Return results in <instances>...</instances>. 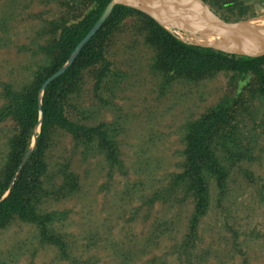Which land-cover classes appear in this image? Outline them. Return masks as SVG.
Masks as SVG:
<instances>
[{
	"label": "rangeland",
	"instance_id": "obj_1",
	"mask_svg": "<svg viewBox=\"0 0 264 264\" xmlns=\"http://www.w3.org/2000/svg\"><path fill=\"white\" fill-rule=\"evenodd\" d=\"M196 1L225 23L264 17V0H243L241 7ZM89 8L88 0H0V108L5 89L23 90L48 65L59 27ZM168 31L197 44L188 39L195 32ZM107 44L103 89L93 90L96 72L87 70L67 106L82 124L109 126L116 158L98 143L85 146L51 131L38 210L52 219L41 227L19 219L0 227V264H264L263 104L238 98L255 157L228 169L224 184L205 175L207 212L194 231L192 198L170 186L183 171L187 126L217 104H233L249 80L219 73L167 82L143 30L129 20ZM16 126L13 117L0 121V180ZM39 132L40 124L28 155Z\"/></svg>",
	"mask_w": 264,
	"mask_h": 264
},
{
	"label": "trees",
	"instance_id": "obj_2",
	"mask_svg": "<svg viewBox=\"0 0 264 264\" xmlns=\"http://www.w3.org/2000/svg\"><path fill=\"white\" fill-rule=\"evenodd\" d=\"M88 2L90 8L76 23L59 27L60 32L49 47L51 59L48 65L36 70L31 82L23 90H4L6 103L0 108V121L5 117H13L17 126L1 174L0 227L14 219L41 227L52 219L49 214L38 210L42 178L47 166L44 157L51 131H61L78 142H84L85 146L92 142L98 143L106 151L109 160L116 158L114 142L108 136L109 126H88L73 119L68 111L67 100L78 89L87 70L96 72L93 90L97 92L103 89L110 68L107 42L129 20L137 24V29L143 30L147 44L156 53L153 65L164 72L163 77L167 82L175 77L197 79L219 73L231 74V81L248 79L250 82L240 93H236L239 94L233 104L228 101L217 104L186 128L183 171L172 180L170 186L173 190L181 186L192 198L194 212L189 221L192 232L207 212L208 186L205 175L215 178L218 184H224L228 169L240 162L252 161L255 157L254 138L246 137L248 132H244L241 126L245 119L241 120L240 114L244 113L246 106L241 107L238 98L243 96L242 102L245 98H253L264 105V55L249 57L185 43L143 12L116 4L110 16L81 48L69 67L42 90L46 80L66 64L111 0ZM233 3L239 7L245 5L243 0H229L227 5ZM255 113V110L251 112V119ZM38 124L40 132L36 136L33 151L28 155Z\"/></svg>",
	"mask_w": 264,
	"mask_h": 264
},
{
	"label": "water",
	"instance_id": "obj_3",
	"mask_svg": "<svg viewBox=\"0 0 264 264\" xmlns=\"http://www.w3.org/2000/svg\"><path fill=\"white\" fill-rule=\"evenodd\" d=\"M116 4H121L137 9L154 19L158 24H160L158 18L177 19L178 21L182 20L184 22L193 20L195 22H198L204 27L208 28L215 35L230 40L236 47L240 49L239 51L224 52L245 55L249 57H258L264 55V39L243 29L241 27V24L243 22L225 23L218 19L215 15H213V13H211L196 0H154L153 3L148 0H111L102 16L96 22L94 27L89 31V33L78 44L66 64L58 72H56L46 80L41 88L42 90L53 79L60 76L69 67V65L76 58L81 48L88 42L90 38H92L96 34V32L101 28L104 21L110 16L111 11ZM173 28L177 29L176 27ZM195 45L210 47L200 44Z\"/></svg>",
	"mask_w": 264,
	"mask_h": 264
},
{
	"label": "bare ground",
	"instance_id": "obj_4",
	"mask_svg": "<svg viewBox=\"0 0 264 264\" xmlns=\"http://www.w3.org/2000/svg\"><path fill=\"white\" fill-rule=\"evenodd\" d=\"M148 1L152 3L154 2V0H148ZM173 1H178V0H173ZM158 21L167 30H170L171 28L176 27L177 30L183 29L188 32H195V33H188L189 34L188 39L194 43L205 45V46H210L217 50H223V51H239L240 50L230 40L224 37L215 35L208 28L204 27L202 24L195 22L193 20L184 22L182 20L178 21L177 19L158 18ZM241 27L247 30L249 33H252L264 39V17H260L255 20L243 22L241 24Z\"/></svg>",
	"mask_w": 264,
	"mask_h": 264
}]
</instances>
